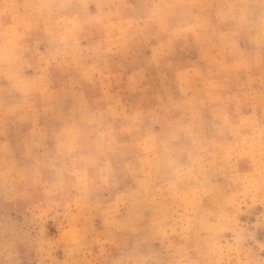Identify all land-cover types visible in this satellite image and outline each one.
<instances>
[{
    "label": "rangeland",
    "instance_id": "1",
    "mask_svg": "<svg viewBox=\"0 0 264 264\" xmlns=\"http://www.w3.org/2000/svg\"><path fill=\"white\" fill-rule=\"evenodd\" d=\"M0 264H264V0H0Z\"/></svg>",
    "mask_w": 264,
    "mask_h": 264
},
{
    "label": "clouds",
    "instance_id": "2",
    "mask_svg": "<svg viewBox=\"0 0 264 264\" xmlns=\"http://www.w3.org/2000/svg\"><path fill=\"white\" fill-rule=\"evenodd\" d=\"M78 148H79V145H74V147L72 148V151L75 152L78 150ZM81 161L85 162L86 164L87 163H99V160L97 157L85 156V155H79V156L73 157L72 162L74 165H76ZM74 175L80 180L82 184L86 186V184L88 183L86 169L75 170Z\"/></svg>",
    "mask_w": 264,
    "mask_h": 264
}]
</instances>
